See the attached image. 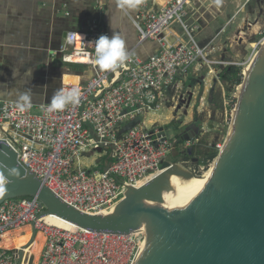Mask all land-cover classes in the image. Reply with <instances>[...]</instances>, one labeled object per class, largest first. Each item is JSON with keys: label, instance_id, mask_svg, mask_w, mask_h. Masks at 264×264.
Listing matches in <instances>:
<instances>
[{"label": "built area", "instance_id": "obj_1", "mask_svg": "<svg viewBox=\"0 0 264 264\" xmlns=\"http://www.w3.org/2000/svg\"><path fill=\"white\" fill-rule=\"evenodd\" d=\"M251 1L255 0H245L237 16ZM197 2L201 0H141L138 16L132 18L139 33L138 46L154 41L159 50L147 60L132 50L125 64L114 70L100 69L94 62L95 41L101 35L110 37L100 20L93 21L88 30L69 31L59 50L61 61L88 68L83 82H64L61 87L79 88L77 104L48 114L46 103H30V108L21 111L20 101H0V139L14 148L27 171L69 205L101 214L118 205L130 188L174 164L193 175L205 170V166L190 167L191 162L172 161L175 148L200 145L199 135L180 144L181 139L166 135L158 122L148 125L146 121L160 112L163 101H175L172 90L180 89L190 74L207 71V76L214 75L213 80L220 83L223 71L236 65L223 54L216 57L221 51L214 46L216 38L207 44L197 40L201 25L189 23ZM103 3L98 0L100 9ZM174 24H180L183 31L172 30ZM129 122L136 124L126 128ZM224 146L210 144L218 154ZM98 148L111 155V162L91 172L84 162ZM216 158L198 161L208 165ZM44 211L38 198L5 201L0 206V241L24 228H30L33 235L35 227L44 238L37 264H134L146 241L140 231L124 235L62 228L39 219ZM0 264H18L12 248L0 246Z\"/></svg>", "mask_w": 264, "mask_h": 264}, {"label": "water", "instance_id": "obj_2", "mask_svg": "<svg viewBox=\"0 0 264 264\" xmlns=\"http://www.w3.org/2000/svg\"><path fill=\"white\" fill-rule=\"evenodd\" d=\"M242 84L233 131L210 185L188 205L172 206L177 195L170 194L169 176L194 177L174 164L143 187L130 188L116 213L82 212L27 171L14 148L0 139V206L11 199L38 198L45 206L39 219L53 215L97 233L128 235L146 226L149 241L134 264H264V45ZM195 137L190 131L181 141ZM179 155L175 148L173 158ZM110 162L111 155L105 168ZM36 237L34 227L32 241ZM27 248L14 250L18 264L25 263Z\"/></svg>", "mask_w": 264, "mask_h": 264}, {"label": "crops", "instance_id": "obj_3", "mask_svg": "<svg viewBox=\"0 0 264 264\" xmlns=\"http://www.w3.org/2000/svg\"><path fill=\"white\" fill-rule=\"evenodd\" d=\"M107 1L104 0L107 5L100 9L98 0H68L67 6L62 0H0V101H20L19 97L27 93L30 103L48 104L64 82H83L88 68L82 71L79 65L74 69L64 64L60 59L59 46L64 41V33L88 30L96 14L111 36L119 35L124 40L127 52L135 50L138 54V34L132 22L138 7L132 11L122 8L123 11L116 12L113 4ZM115 1L119 4V0ZM93 7L99 8V13H95ZM212 12L216 19L224 16L221 9ZM212 21L211 25L219 24L215 19ZM241 27L239 25L238 29ZM225 31L219 33L216 42ZM156 44L150 41L141 47L139 53L149 57V49ZM183 130L181 128L180 135ZM107 160L105 152L98 149L90 153L84 163L91 170H96L103 169ZM39 237L41 235L32 241L31 229L24 228L8 234L0 241V246L18 250L20 245L30 240L24 264H37L44 244V239Z\"/></svg>", "mask_w": 264, "mask_h": 264}, {"label": "rangeland", "instance_id": "obj_4", "mask_svg": "<svg viewBox=\"0 0 264 264\" xmlns=\"http://www.w3.org/2000/svg\"><path fill=\"white\" fill-rule=\"evenodd\" d=\"M236 1L201 0V2L195 3L194 14L190 18L189 23L199 21L198 24L201 25V30L197 34V40L202 42V44H207L213 38H217L219 33L224 28H227L225 33L218 38L217 42L220 44L217 42L214 44V46L221 48L216 57L223 54L228 62L235 63V66L241 68L242 76L244 74L245 79L247 76L246 66L256 53H259L264 40V0L251 1L238 16L235 13L237 12V6L239 10L240 7L244 6L245 0ZM220 9L224 13V16L218 19L214 18L213 16L216 14L212 11L217 12ZM121 10L123 11L122 8ZM213 19L219 24L211 25ZM247 19V23L244 24ZM103 22L104 24L106 23L105 20ZM248 22H251L252 26L250 25L249 27L250 23ZM242 23V31L239 33L238 27L239 25L241 27ZM107 24L109 25V22ZM172 30L178 33L183 31L180 24H174ZM70 67L77 68L76 65H70ZM78 67L82 71L86 70V67L83 65H79ZM213 78L214 75L207 76V71H202L198 76L190 74L180 89L174 88L172 90L171 94L176 97L175 101H172L171 98L166 99L162 102L164 104L163 108L160 107V112L152 114L146 120L148 125L158 122V125L162 127L169 137L180 136L181 128L184 129L183 134L189 124L193 123L196 118L199 120L198 133H200L201 144L188 148V151L183 147L180 148V155L178 157L179 163L191 162L189 164L190 167L197 166L196 168L199 169V167L205 166V170L194 176H203L216 163L220 153L216 160L211 161L208 165L202 162L208 159L207 154L215 151L210 147V144L225 145L238 103L237 91L240 85L235 86L232 83H226L221 80L219 83V81L217 82ZM181 95L182 97L178 98ZM179 106H183L184 108L182 107L181 110ZM135 124L136 122H129L125 127L129 128ZM204 127L208 131L207 133L204 132ZM186 153L195 156L194 159L182 161ZM198 160H202V162L199 163ZM172 161L175 163L177 159L172 158ZM94 171L91 170V172Z\"/></svg>", "mask_w": 264, "mask_h": 264}, {"label": "clouds", "instance_id": "obj_5", "mask_svg": "<svg viewBox=\"0 0 264 264\" xmlns=\"http://www.w3.org/2000/svg\"><path fill=\"white\" fill-rule=\"evenodd\" d=\"M141 0H119V7L125 9H135L139 6ZM129 59V53L126 51L125 42L119 35L111 37L101 35L95 41V64L104 70H114L125 64ZM20 110L24 111L31 107L30 96L27 93L19 97ZM80 100L79 88L73 86L68 90L58 89L48 103L46 112L48 114L62 111L68 105H75Z\"/></svg>", "mask_w": 264, "mask_h": 264}, {"label": "bare ground", "instance_id": "obj_6", "mask_svg": "<svg viewBox=\"0 0 264 264\" xmlns=\"http://www.w3.org/2000/svg\"><path fill=\"white\" fill-rule=\"evenodd\" d=\"M262 45H264V40H263ZM256 55H257V53H256ZM255 56H254V58H255ZM254 58H252L250 63L246 66V69H247V76L246 77H248V75L251 71V66H252ZM74 60L79 61L77 58H75ZM65 83H67V84L77 83V81L72 80V81H68ZM244 89H245V85H243V84H241L238 87L237 100L241 99L243 92H244ZM236 115H237V109L235 112L234 119L236 118ZM232 131H233V125L231 126L228 137L226 139L225 146L223 148L224 150L226 148L227 142H229V140H230ZM217 162L218 161H216V163L214 165H212L203 176H194L192 178H185L179 173H174L171 176H169L170 188L172 190L170 194L177 195V201L172 206H186L189 203H191L194 200L201 197L202 194L207 190L208 186L210 185V182H211V180L214 176L215 170H216ZM160 174L161 173L145 178L144 180H142L138 184L137 188L143 187L145 184H147L148 182H150L151 180H153L154 178H156ZM117 206L118 205L112 206L109 210L103 211L100 215H110V214L116 213L119 209V207H117ZM152 206L155 208V204H152ZM44 219L47 220L48 222L54 224V225L62 227V228L72 229V228L76 227V226L69 224V223H67V222H65V221L61 220L60 218H57L53 215H49V216L45 217ZM140 233L142 235H144L146 241H144L143 244L141 245L139 252H138V257L140 256L143 248L145 247V245L149 241L147 239V228H146V226H144L141 229ZM41 238H43L42 235H41V237H39V239H41ZM29 242H30V240H29ZM29 242H26L25 244L20 245L19 246L20 249H18V250H22L24 248H27V246L30 245ZM26 250H25V252H26Z\"/></svg>", "mask_w": 264, "mask_h": 264}, {"label": "trees", "instance_id": "obj_7", "mask_svg": "<svg viewBox=\"0 0 264 264\" xmlns=\"http://www.w3.org/2000/svg\"><path fill=\"white\" fill-rule=\"evenodd\" d=\"M78 1V0H77ZM107 2H109V3H111V4H113V8H114V10L116 11V12H120V11H122L121 10V8L119 7V4L115 1V0H111V1H107ZM106 2V3H107ZM62 3H63V0H62ZM68 3V0H66L63 4L64 5H66ZM107 4H105V2H104V6H106ZM67 6V5H66ZM93 11L95 12V13H99V8H97V7H93ZM130 11H132V10H130ZM137 16H138V11L135 13V16H134V18H137ZM94 18V20L93 21H95V20H100V18H99V14H98V16H97V14L93 17ZM112 18V17H111ZM92 21V22H93ZM134 25V24H133ZM134 28L136 29V27L134 26ZM76 31H78V32H81V29H78V30H76ZM136 31H137V29H136ZM110 33V32H109ZM137 45L136 46H138V43H139V33H138V31H137ZM110 37H111V33H110ZM150 41H148V42H145V43H143L142 45H140L139 47H138V49H137V53L138 54H140L139 52L141 51V47L143 46V45H146V44H148ZM153 43V42H152ZM155 44V43H154ZM61 45H62V43H61ZM61 45L59 46V50H60V47H61ZM157 46V47H156ZM156 46L154 45V46H152V49L150 48L149 49V51H150V54L151 55H153V54H155V53H157V51L159 50V45L158 44H156ZM140 55H142V54H140ZM142 57H144V59L145 60H147L148 59V57H145L144 55H142ZM220 80L221 81H223V82H226V83H232L233 85H235V86H239V85H241L242 84V82H243V76H242V70H241V68H239V67H237V66H230V67H228V68H226L224 71H223V73L221 74V76H220ZM198 122H199V120L196 118V120L193 122V123H191V124H189L188 126H187V128H186V131L185 132H187L188 130H193V131H195L196 132V136H198L199 135V131H198ZM183 135L184 134H182V135H180V136H178V138L179 139H181L182 137H183ZM183 142H181L180 144H182ZM179 151H180V149H178ZM217 151H213V153H210V154H207L208 155V160H213L214 158H216L217 157ZM194 157L195 156H192V155H187V154H185L184 156H183V159L184 160H182V161H188V160H192V159H194ZM177 159V162H180L178 159L179 158H176ZM26 198H30V197H26Z\"/></svg>", "mask_w": 264, "mask_h": 264}, {"label": "flooded vegetation", "instance_id": "obj_8", "mask_svg": "<svg viewBox=\"0 0 264 264\" xmlns=\"http://www.w3.org/2000/svg\"><path fill=\"white\" fill-rule=\"evenodd\" d=\"M190 131H193V130H188L187 132H185V133H188V132H190ZM184 134V133H183ZM184 149H186V151H188V148H184ZM187 154V153H186ZM185 155V154H184ZM188 155V154H187Z\"/></svg>", "mask_w": 264, "mask_h": 264}]
</instances>
